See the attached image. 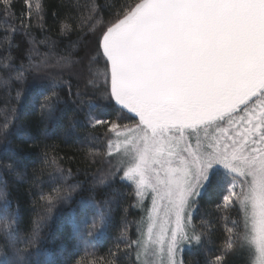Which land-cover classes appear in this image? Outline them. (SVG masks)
<instances>
[{"label":"snow or ice","instance_id":"obj_1","mask_svg":"<svg viewBox=\"0 0 264 264\" xmlns=\"http://www.w3.org/2000/svg\"><path fill=\"white\" fill-rule=\"evenodd\" d=\"M3 5L0 69L15 72L0 83L23 85L26 73H32L39 82L40 119L59 121L71 111L68 134L79 126L91 140L103 128L108 151L93 146L88 154L109 167L84 188L69 183L71 172L66 175L45 153L56 186L40 195L44 213L26 235L8 199L7 182L0 179V264H44L43 229L54 210L80 192L87 195L80 201L84 231L79 238L94 244L111 223L115 204L114 196L97 190L118 176L134 185L137 200L151 196L152 206L144 203L147 215L137 222L135 240L128 237L131 222L122 219L112 264H120L119 254L133 252L132 264H185V249L203 252L205 264H227L229 255L264 264V0H124L106 21L96 19L95 3L69 4L63 16L53 13L56 27L48 31L57 38L40 40L31 24L33 17L46 23L40 0L28 7L27 24L22 17L18 25L9 23L16 19L12 2ZM81 8L86 17L75 15ZM86 21H96L90 43L60 48L63 38ZM101 61L102 71L96 67ZM16 99L27 97L18 91ZM10 122L14 118L6 116L0 124L5 141ZM201 130L205 136L197 137L193 148L188 141ZM0 169L20 175L13 164ZM214 178L223 193L215 205L224 228L219 254L208 247L218 225H198L192 211ZM38 179L34 175V182Z\"/></svg>","mask_w":264,"mask_h":264},{"label":"trees","instance_id":"obj_2","mask_svg":"<svg viewBox=\"0 0 264 264\" xmlns=\"http://www.w3.org/2000/svg\"><path fill=\"white\" fill-rule=\"evenodd\" d=\"M11 2V11L15 14L16 19L14 21L10 19L8 22L18 25L22 17L24 23H29L28 7H35L36 0H29L27 6L24 0H11ZM123 2L124 0H40L44 8L46 23L41 25L40 18L33 17L31 19L33 36L37 40L43 39L45 36L56 39L54 32H49L48 29L56 27L53 13L60 12L63 16L67 11L65 5L70 4L76 8L77 5L95 3L100 10L96 19L106 21L109 18V12H115L119 4ZM3 6V0H0V9ZM81 13L85 17L87 16V10L84 8L77 10L75 15L80 16ZM2 22H4V17L0 12V23ZM95 23L96 21H86L81 30L63 38L59 47L64 48L65 45L75 44L78 49L86 43H90V30ZM21 36L22 32L17 35L15 43H20ZM40 51L44 52L46 49L41 47ZM19 63L20 61L17 60L16 64L19 65ZM96 67L102 71V61ZM14 72L15 68L6 71L0 69V81L6 79L9 73ZM18 91H21L27 99L17 101ZM38 100L39 82L34 80L32 73H26V82L23 85L14 80L6 86L0 83V124L4 122L6 116L10 121L13 118L15 121L14 123L10 122L7 141L0 138V165L13 164L16 171L20 173L17 176L0 169V179L7 182L6 193L12 208L17 212L21 235L30 232L33 220L38 219L44 213L45 209L40 201V195L49 193L56 186L49 177L54 166L45 167V153L48 154L49 162L55 160L56 165L62 168L66 175L69 171L71 172V176L68 177L69 183L80 182L84 188L91 185L93 178H98L100 173L109 167L107 161L100 156L92 157L88 154V150L93 146L101 152L108 151L107 141L103 139V128L93 133L97 137L96 140H91L85 130L79 126L76 128L75 134H68L71 111L66 112L59 121L41 120L38 112ZM34 108L37 110L34 111ZM236 119H239V115ZM124 123L128 122L124 121ZM203 135H205L204 130L193 133L190 143L196 142L197 137ZM29 136L33 139H28ZM113 137L114 134L111 138L113 139ZM185 138L188 139L187 133H185ZM195 146L196 144H194ZM34 175L39 178L36 182L33 180ZM97 191L115 197L112 221L103 236L94 244H86L79 238L84 231L83 225L80 224L83 219L80 201L87 193L74 194L69 204L61 205L54 210L52 219L43 229L40 247L46 254L41 257L44 264H112L114 258L110 253L116 251L120 229L124 226L123 218L131 222L128 225L129 239H137V222L144 216V212L141 210L142 203L134 195V185L127 180L121 181L118 176L108 187L99 188ZM222 195L223 193L215 185L214 178L213 183L198 198L197 208L192 210L194 220L198 225L207 224V222L218 225L216 230L211 232L208 245L213 254H219L215 250L223 241V222L215 209V205ZM138 204L139 206H137ZM232 218L235 219L236 215L233 214ZM74 223L79 225V228L74 229ZM229 226L231 225L229 224ZM119 255L120 264H132L135 252L130 256L122 253ZM183 259L185 264H197V262L205 264L206 256L203 252L185 249ZM246 259V255L226 257L227 264H245Z\"/></svg>","mask_w":264,"mask_h":264},{"label":"rangeland","instance_id":"obj_3","mask_svg":"<svg viewBox=\"0 0 264 264\" xmlns=\"http://www.w3.org/2000/svg\"><path fill=\"white\" fill-rule=\"evenodd\" d=\"M226 126H227V125H225V127H226ZM204 136H205V135L200 136L199 138H200V139H203ZM185 139H186V138H185ZM113 140L115 141V135H114V137H113ZM186 140H187V139H186ZM188 142L190 143V141H188ZM191 144H192L193 148H195V147H194V144H196V142H192ZM181 147H185V144L182 143V144H181ZM139 200H140V202L142 203L141 208L143 207V205H144L145 202L147 203V206H148L149 208H151V206H152V197L149 196L147 193H145L144 196L140 197ZM143 212H144V211H143ZM146 215H147V213L144 212V216H146Z\"/></svg>","mask_w":264,"mask_h":264}]
</instances>
